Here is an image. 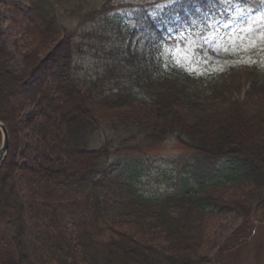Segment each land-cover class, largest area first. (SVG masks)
<instances>
[{"label":"trees","instance_id":"obj_1","mask_svg":"<svg viewBox=\"0 0 264 264\" xmlns=\"http://www.w3.org/2000/svg\"><path fill=\"white\" fill-rule=\"evenodd\" d=\"M64 1L32 0L28 10L41 21L34 33L38 41L29 46L37 52L35 48L43 46L41 43L57 40L58 49L54 48L51 56L26 53L23 67L14 73L0 50V121L9 136L7 154L0 164V205L7 214L13 249L7 257H0V264H223L222 248L214 260L203 253L207 223L217 214L235 212L241 217L239 231L243 232L253 217L257 221L264 218V75L243 74L250 76L244 91L243 83H230L239 76L237 71L212 80L195 78L177 68L163 72L152 54L144 59L150 62L148 71L149 65L141 58L149 52L122 48L124 38L114 25V16L115 42H105L110 28L98 14L110 6L90 9L86 15L87 21H95L103 30L76 33L60 27L55 13L57 10L58 16L69 14L73 18L81 1ZM86 38L100 44L81 46L79 39ZM83 54L104 55L102 71L91 76L88 69L83 70L77 60V55ZM128 58L133 60L125 64ZM135 66L132 73L129 68ZM40 67L42 73L36 80ZM21 89H27L26 94H21ZM45 89L53 91L55 97L43 93ZM242 92V98L232 96ZM18 93L23 100L16 101L18 107L35 106L38 116L34 122H20L14 107L15 114H8L11 109L5 100ZM67 98L72 102L71 116L54 103V99ZM135 102L149 104L155 118L119 119V128H128L122 132L128 140L134 139L130 135L143 134L173 137L208 161L232 158L230 169L209 182L199 178L190 184L185 180L175 191L157 198L145 195L138 189L137 161L130 157L110 160L112 154L128 150L116 147L119 131L106 125L100 129L92 112L101 106L118 113L127 107L142 108ZM254 106L257 113L249 114ZM172 107V112L165 111ZM132 114L137 117L136 111ZM137 124L143 127L136 131L143 134H133ZM28 127L36 134L24 142L21 131ZM257 131L262 141H250L249 134ZM49 140L56 149L61 144L66 147L51 157L42 154V161L37 160V152ZM83 156L92 161L83 160ZM18 171L26 187L23 200L17 198L13 182ZM227 188L234 191L233 198L212 197ZM90 216L103 223L105 238L92 228L93 221L87 219ZM65 219L72 226V235L62 224ZM122 219H129L128 226L138 231H122ZM145 232L148 237L141 236Z\"/></svg>","mask_w":264,"mask_h":264},{"label":"rangeland","instance_id":"obj_2","mask_svg":"<svg viewBox=\"0 0 264 264\" xmlns=\"http://www.w3.org/2000/svg\"><path fill=\"white\" fill-rule=\"evenodd\" d=\"M74 1H77V3L81 1V5L77 9L79 13H75V17L72 18L69 14L58 16L56 10L55 16L60 27L64 26L66 29L76 30V33L91 32L94 28L102 29L99 27L101 25H95L91 20L87 21V12L90 9L93 10V8L97 9L113 4L111 8L116 9L122 20L125 21L122 33L125 39L122 48L125 49V46H130L132 50L138 52L146 50L149 52L148 55L145 54V57L141 59L146 61L148 65L150 62L144 59H148L151 52L158 57L156 59L160 62L162 70L175 66L205 80L226 75L231 71H237L240 78L237 76L230 83H235L237 86L243 83L244 88L242 90L244 91L247 88L245 83L250 80V76L245 78L243 74L260 73L264 75V0H212V2H209V0H178L176 3H173V0ZM31 3L32 0H0V50L7 58L8 69L14 73L23 67L22 56L24 54L31 53L34 56L37 55L36 57L41 55V58H45L51 56L53 50L56 49L57 51L58 49L55 48L58 43L57 40L50 41L48 44L39 43L43 46L35 48L37 52H33V48L29 46L31 41H38L34 37V33H36L41 23L39 19H35L28 12ZM54 6L57 7V3ZM109 14H103V16L98 14V18L102 17L110 28V33L107 35L105 42L114 43L116 36L112 32L113 19L111 16L113 15L112 13ZM145 15H148L149 19ZM150 28L155 30L151 34L154 39H151L148 35ZM76 38L78 40V37ZM79 40H81V46L96 47L100 44L95 41L89 42V38H86L85 41ZM152 42L157 46L156 50L150 46ZM159 47L160 52L158 51ZM86 56L87 58H85ZM99 57H94L92 54H83L82 56L77 55V60L82 64L83 70L88 69L89 74L94 76L97 70L102 71L103 69L104 55ZM131 60L133 58H128L125 64H129ZM1 61L0 59V64ZM138 66L141 67L140 64ZM136 68L137 66L129 69L132 73H135ZM254 69L258 72H254ZM147 70L151 71V67ZM38 71L36 80L39 79L38 77L42 73L41 67ZM153 75L155 76V73ZM163 81L167 82L168 80ZM26 82L30 83L31 79L27 78ZM168 83L172 84L171 82ZM155 86L159 88L160 84H155ZM26 90L21 89L20 93L26 94ZM243 92L240 95L233 93L232 96L241 97ZM43 93L55 97L50 89H45ZM135 93L133 95H137ZM19 98L21 99V95L18 93L11 96V100H5L8 103L7 107L11 109V111L8 109V114H15L14 107L17 108V113L19 112L20 122L28 123L37 120L38 115L35 106L29 103L24 108H20L16 105ZM68 99H54V103L64 107L68 112L67 114L71 116L72 102ZM135 103L142 108L127 107L123 111L120 109L121 112L118 113L119 111L105 110L106 107L101 106L93 109L92 112L97 124H101L100 129L103 125H106L113 127L115 131H119L115 134L116 136L120 134L116 141V147H127L128 150L119 154H112L110 160L118 161L130 157L137 161L138 189L145 195L155 198L163 196L178 189L179 184H182L185 180H188L190 184L197 182L199 178L209 182L219 176L221 171H226L227 168L232 166V158L210 159L208 161L194 151L186 149L176 138H151L150 135L143 134L142 131H136L138 128L143 127L139 124L133 126L136 128L133 134L140 132L143 135H134L133 137V135L128 134L129 137L134 138L128 140L122 134L128 128H119V119L130 118L132 119L131 122H134L136 119L151 121L155 118L152 110L149 109V104L146 106L138 102ZM175 108L178 107L175 106ZM250 109L248 110L249 114L257 113L255 106ZM133 110L136 111L137 117L133 118ZM166 110L172 112L173 107ZM9 115L8 118H10ZM40 128L43 129V127ZM35 132L36 130H33V127L24 128L21 131V137L24 142L30 141L36 134ZM110 132H112V129ZM248 139L250 141H262L258 131L257 133L251 132ZM65 147V144H61L60 148L56 149L52 145V141L49 140L48 145H43L40 151L37 152L38 156L36 158L38 157V160L42 157V154L51 157L55 153L63 152ZM28 158L30 159V156ZM82 159L92 161V159H86L85 156ZM21 178L22 173L18 171L15 181H13L17 185V198H22L26 190L24 181ZM250 191H255V189H250ZM233 194L234 191L227 188L226 191L215 193L212 197L228 199L233 198ZM238 195L241 197L240 194ZM84 207L86 208L85 205ZM87 209L89 211V208ZM61 216H64L63 212H61ZM87 219L93 221L94 217L90 216ZM252 220L251 225H246L247 230L240 232L239 227L242 220L237 213L228 212L220 216L217 214L216 218L208 222L206 226V240L202 249L204 255L214 260V257L222 248L221 252L224 251L223 264H262L264 262V221L258 222L255 217ZM6 221L7 214L3 213L0 205V257H7L10 255L7 253L13 252L9 239V226H6ZM46 221H49V219H46ZM121 221L123 222L122 231L132 233L138 231L133 226H128L129 219H125V221L122 219ZM62 224H66L67 232L71 234L72 226L68 219H65ZM102 225L103 223L100 221H93L92 228L97 229V234L105 238L107 232L104 231ZM247 233L251 234L245 238ZM141 236L148 237V233L145 232Z\"/></svg>","mask_w":264,"mask_h":264},{"label":"water","instance_id":"obj_3","mask_svg":"<svg viewBox=\"0 0 264 264\" xmlns=\"http://www.w3.org/2000/svg\"><path fill=\"white\" fill-rule=\"evenodd\" d=\"M1 142H0V163L6 156L8 145V134L5 126L0 122Z\"/></svg>","mask_w":264,"mask_h":264},{"label":"snow or ice","instance_id":"obj_4","mask_svg":"<svg viewBox=\"0 0 264 264\" xmlns=\"http://www.w3.org/2000/svg\"><path fill=\"white\" fill-rule=\"evenodd\" d=\"M176 2H178V0H173V3H176ZM209 2H212V0H209ZM249 15H250V13H249ZM189 22H191V21H189Z\"/></svg>","mask_w":264,"mask_h":264},{"label":"bare ground","instance_id":"obj_5","mask_svg":"<svg viewBox=\"0 0 264 264\" xmlns=\"http://www.w3.org/2000/svg\"><path fill=\"white\" fill-rule=\"evenodd\" d=\"M0 122H1V121H0ZM1 123L3 124V122H1ZM3 125H4V124H3ZM4 126H5V125H4ZM38 160H39V161H42V159H41V158H39Z\"/></svg>","mask_w":264,"mask_h":264}]
</instances>
